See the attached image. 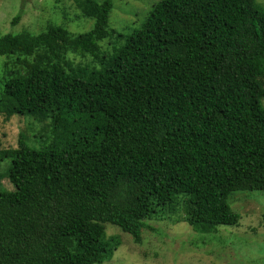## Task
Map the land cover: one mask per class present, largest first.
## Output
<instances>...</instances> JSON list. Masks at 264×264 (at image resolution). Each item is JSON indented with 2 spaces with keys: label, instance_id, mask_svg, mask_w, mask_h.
<instances>
[{
  "label": "trees",
  "instance_id": "16d2710c",
  "mask_svg": "<svg viewBox=\"0 0 264 264\" xmlns=\"http://www.w3.org/2000/svg\"><path fill=\"white\" fill-rule=\"evenodd\" d=\"M72 1L89 31L0 35V116L49 121L38 147L0 150V264H102L105 225L140 244L165 212L199 234L237 226L230 195L264 191V10L160 0L124 37L112 0Z\"/></svg>",
  "mask_w": 264,
  "mask_h": 264
},
{
  "label": "rangeland",
  "instance_id": "374dc122",
  "mask_svg": "<svg viewBox=\"0 0 264 264\" xmlns=\"http://www.w3.org/2000/svg\"><path fill=\"white\" fill-rule=\"evenodd\" d=\"M103 0H98L102 2ZM160 0H112L108 27L124 37L138 29L152 7ZM264 10V0H255ZM21 14L16 25L13 18ZM79 12L72 0H0V35L29 32L38 34L47 22L63 26L72 34L89 31L92 20H77ZM107 38L99 43L102 50L112 48ZM70 57L72 55H69ZM0 58L1 80L5 77L4 63ZM78 61V59L76 60ZM11 67V65H9ZM264 106V100L262 101ZM38 147V136L49 134V121L13 116L5 120L0 116V150L15 149L19 135ZM8 162H0L3 174ZM13 191L6 178L0 189ZM230 210L239 216L237 226H220L215 234H199L182 220V214L165 212L147 223L154 232L143 231L140 244L118 227L105 225V240L110 241L111 257L102 264H264V191L234 192L228 201ZM110 239V240H109ZM118 241V243H117Z\"/></svg>",
  "mask_w": 264,
  "mask_h": 264
}]
</instances>
